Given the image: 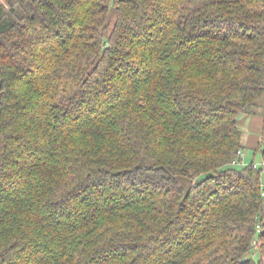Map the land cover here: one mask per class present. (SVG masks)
<instances>
[{
    "label": "trees",
    "instance_id": "obj_1",
    "mask_svg": "<svg viewBox=\"0 0 264 264\" xmlns=\"http://www.w3.org/2000/svg\"><path fill=\"white\" fill-rule=\"evenodd\" d=\"M261 99L264 0H0V264H264Z\"/></svg>",
    "mask_w": 264,
    "mask_h": 264
},
{
    "label": "rangeland",
    "instance_id": "obj_2",
    "mask_svg": "<svg viewBox=\"0 0 264 264\" xmlns=\"http://www.w3.org/2000/svg\"><path fill=\"white\" fill-rule=\"evenodd\" d=\"M240 125L244 133L243 138L245 143L243 162L247 165L255 162L259 167H262V154L260 150L256 151V146L261 142L264 132V99L259 101L258 107H256L251 114L243 115L240 119ZM262 182L264 186V172ZM255 257H257V255Z\"/></svg>",
    "mask_w": 264,
    "mask_h": 264
},
{
    "label": "built area",
    "instance_id": "obj_3",
    "mask_svg": "<svg viewBox=\"0 0 264 264\" xmlns=\"http://www.w3.org/2000/svg\"><path fill=\"white\" fill-rule=\"evenodd\" d=\"M232 164H233V165H242V166L246 165V163L243 162V150H239V151H238V155H237V157L232 161ZM261 166H262V168H264V163H263V162H262ZM254 167H255V168H258L259 165H258L257 163H254Z\"/></svg>",
    "mask_w": 264,
    "mask_h": 264
}]
</instances>
